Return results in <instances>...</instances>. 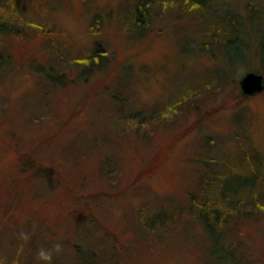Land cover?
<instances>
[{
	"label": "rangeland",
	"instance_id": "obj_1",
	"mask_svg": "<svg viewBox=\"0 0 264 264\" xmlns=\"http://www.w3.org/2000/svg\"><path fill=\"white\" fill-rule=\"evenodd\" d=\"M26 1L13 18L27 28L24 37L2 42L0 264H79L80 248L96 250L104 264H215L211 238L188 217L189 193L202 171L218 174L210 178L220 187L250 142L264 155V91L239 97L245 73L264 75L255 42L230 67L221 51L198 54L204 36L194 15L177 19L164 0H148L153 21L142 38L122 26L139 0ZM249 2L228 0L214 12L229 8L247 21ZM96 12L109 21L94 36ZM32 22L65 33L61 50L48 47ZM262 28L249 27L253 37ZM96 39L110 62L84 74L75 58ZM39 64L65 83L48 79ZM168 198L173 209L186 207L185 220L151 226ZM258 210L260 220L218 230L235 253L220 264H264ZM42 248L50 262L38 257Z\"/></svg>",
	"mask_w": 264,
	"mask_h": 264
},
{
	"label": "trees",
	"instance_id": "obj_2",
	"mask_svg": "<svg viewBox=\"0 0 264 264\" xmlns=\"http://www.w3.org/2000/svg\"><path fill=\"white\" fill-rule=\"evenodd\" d=\"M22 1V0H21ZM32 0L26 1L32 3ZM182 2V3H181ZM19 0H0V65L7 61L5 46L2 42L8 37H24L27 30L24 24H14L13 18L17 14ZM220 3V4H219ZM228 3V0H164L165 8L177 13V19L194 15L195 25L198 26L200 33L204 36L201 40V49H197L198 54L208 55L202 50L213 51V53L221 51L230 67L236 61H240L247 56V52L255 46L264 56V5L261 1L251 0L245 7L249 11V20H241L239 13L232 12L228 8L219 16L214 9L221 4ZM218 4V5H217ZM229 4V3H228ZM134 13L124 17L123 27H127L138 36H144L152 25L153 14L151 12V3L148 0H139L133 3ZM176 8V9H175ZM109 19V14L96 12L90 22V32L95 36L102 33L104 26ZM188 19V18H187ZM257 21L262 24L261 35L252 36V25H256ZM35 33L40 39H44L48 47L55 50H61V42L66 39V34L62 31L49 28L48 24L32 22ZM250 25V26H249ZM251 27V30L249 29ZM127 29V30H129ZM215 51V52H214ZM247 53V54H246ZM246 54V55H245ZM108 52L101 40L96 39L90 50L81 57L75 58V63L85 67L84 74L91 73L96 69H101L107 66L110 62ZM208 57V56H207ZM48 79L55 83L58 80L60 84H64L65 75H54L52 72L38 66ZM42 69V70H41ZM52 69V68H51ZM62 74V73H58ZM114 99H117L116 94H112ZM246 94L242 93L240 101L244 99ZM244 148L238 167L231 169L230 173L219 184L210 178L218 174L209 171H202L199 174L198 187L196 192L189 193L191 205V213L188 217L196 220L202 230L209 235L213 242L212 253L215 256V264H220L225 260L235 259V253L230 248L220 242L219 232L234 231L236 232L240 226V221L245 218L260 220L262 215L259 209H264V155L261 156L251 146ZM251 149V150H250ZM147 173V171L145 172ZM261 182V188H256ZM219 187V188H217ZM216 194V195H215ZM213 197H215L214 200ZM249 201L253 202L254 210H245L244 207ZM166 202V201H165ZM175 203L173 198H168L166 204L158 208V211L151 217V226L158 224L173 225L179 224L187 215L186 207L178 206L173 209ZM170 203V204H169ZM173 209L171 214V210ZM245 210V211H244ZM143 212V211H142ZM171 214V216H170ZM263 218V217H262ZM237 220V221H236ZM167 228V227H166ZM171 229V228H170ZM162 241L160 236V242ZM78 251L79 264H104V260L98 256L94 249L80 248ZM118 254H116L117 256ZM237 263V262H236ZM53 264V263H51Z\"/></svg>",
	"mask_w": 264,
	"mask_h": 264
},
{
	"label": "water",
	"instance_id": "obj_3",
	"mask_svg": "<svg viewBox=\"0 0 264 264\" xmlns=\"http://www.w3.org/2000/svg\"><path fill=\"white\" fill-rule=\"evenodd\" d=\"M240 87L244 94L253 96L264 91V75L249 71L240 79Z\"/></svg>",
	"mask_w": 264,
	"mask_h": 264
},
{
	"label": "clouds",
	"instance_id": "obj_4",
	"mask_svg": "<svg viewBox=\"0 0 264 264\" xmlns=\"http://www.w3.org/2000/svg\"><path fill=\"white\" fill-rule=\"evenodd\" d=\"M55 250L56 251H59L60 250V245L59 244H56L54 246ZM38 257L43 260V261H46V262H50L51 259H52V253L48 250H45V249H40L38 251Z\"/></svg>",
	"mask_w": 264,
	"mask_h": 264
}]
</instances>
